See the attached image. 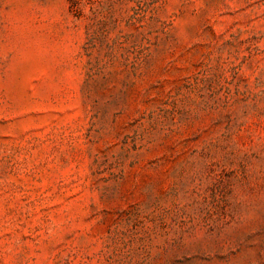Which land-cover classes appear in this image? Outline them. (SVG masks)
<instances>
[{"label": "rangeland", "instance_id": "obj_1", "mask_svg": "<svg viewBox=\"0 0 264 264\" xmlns=\"http://www.w3.org/2000/svg\"><path fill=\"white\" fill-rule=\"evenodd\" d=\"M0 264H264V0H0Z\"/></svg>", "mask_w": 264, "mask_h": 264}]
</instances>
